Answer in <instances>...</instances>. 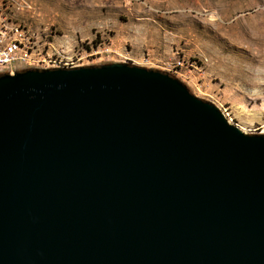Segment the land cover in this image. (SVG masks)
Masks as SVG:
<instances>
[{
    "label": "water",
    "instance_id": "1",
    "mask_svg": "<svg viewBox=\"0 0 264 264\" xmlns=\"http://www.w3.org/2000/svg\"><path fill=\"white\" fill-rule=\"evenodd\" d=\"M0 264H264V135L127 63L2 74Z\"/></svg>",
    "mask_w": 264,
    "mask_h": 264
},
{
    "label": "rangeland",
    "instance_id": "2",
    "mask_svg": "<svg viewBox=\"0 0 264 264\" xmlns=\"http://www.w3.org/2000/svg\"><path fill=\"white\" fill-rule=\"evenodd\" d=\"M9 2L13 19L73 66L119 62L161 72L245 134L264 135V0ZM101 45L110 58H87Z\"/></svg>",
    "mask_w": 264,
    "mask_h": 264
},
{
    "label": "built area",
    "instance_id": "3",
    "mask_svg": "<svg viewBox=\"0 0 264 264\" xmlns=\"http://www.w3.org/2000/svg\"><path fill=\"white\" fill-rule=\"evenodd\" d=\"M3 3L5 12H0V75L13 74L26 69H58L76 68L73 58H69L64 51L55 49L50 43L42 44L36 32L27 26L16 22L9 11V0ZM113 52L101 45L98 50L93 49L87 58L108 59Z\"/></svg>",
    "mask_w": 264,
    "mask_h": 264
}]
</instances>
